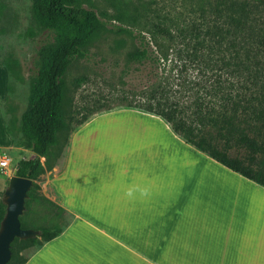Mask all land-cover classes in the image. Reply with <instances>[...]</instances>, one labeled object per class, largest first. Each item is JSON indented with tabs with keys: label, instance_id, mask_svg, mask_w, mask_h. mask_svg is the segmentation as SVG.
Returning a JSON list of instances; mask_svg holds the SVG:
<instances>
[{
	"label": "trees",
	"instance_id": "trees-1",
	"mask_svg": "<svg viewBox=\"0 0 264 264\" xmlns=\"http://www.w3.org/2000/svg\"><path fill=\"white\" fill-rule=\"evenodd\" d=\"M30 10L35 23L55 36L53 43L37 50L32 94L21 126L22 144L34 155L19 159L15 170V175L32 180L19 225L38 234L13 238L5 264H23L26 257L21 250L39 247L69 223L70 215L40 193L37 181L52 167L47 155L56 134L65 133L64 145L72 129L110 108L90 110L74 119L62 105L67 66L75 57L87 56L86 46L106 23H113L110 19L122 22L110 24L111 30L138 37V46L128 53L131 60L154 68L174 60L181 64L180 70L190 67L194 72L184 102L173 97L170 76L153 72L141 100L116 106L158 115L184 141L264 186V0H142L134 7L136 12H128L123 2L109 20L99 17L92 0H30ZM230 150L236 154L230 155ZM39 157L44 158L42 163ZM31 202L44 208L39 223L29 214ZM47 209H53L49 216ZM3 214L0 198V219Z\"/></svg>",
	"mask_w": 264,
	"mask_h": 264
},
{
	"label": "crops",
	"instance_id": "crops-1",
	"mask_svg": "<svg viewBox=\"0 0 264 264\" xmlns=\"http://www.w3.org/2000/svg\"><path fill=\"white\" fill-rule=\"evenodd\" d=\"M3 101L0 65L6 173L17 151L4 129ZM115 115L129 122L112 124ZM62 148L37 183L69 223L23 264H264V186L184 141L158 115L128 106L101 110L72 129ZM134 186L150 195L128 197Z\"/></svg>",
	"mask_w": 264,
	"mask_h": 264
},
{
	"label": "rangeland",
	"instance_id": "rangeland-1",
	"mask_svg": "<svg viewBox=\"0 0 264 264\" xmlns=\"http://www.w3.org/2000/svg\"><path fill=\"white\" fill-rule=\"evenodd\" d=\"M92 2L99 17L102 20H109L123 7V2H126L128 12H136L134 7L142 3V0H92ZM138 11L140 13L142 9ZM110 20L113 23H106L86 46L87 56L72 59L62 76V105L65 112L77 119L90 110H101L141 100L142 88L153 80V72L159 77L170 76L168 81L173 97L181 98L182 102L188 100L186 96L190 93L191 78L194 75L192 69L185 67L180 70L181 64L174 60L164 61L158 68L131 60L128 53L138 46V37L125 31L111 30L110 24L122 22ZM54 39L52 31L44 30L35 23L31 15L30 0H0V65L4 72L3 123L4 129L6 124L10 144L14 146L11 149L17 151L15 158H9L10 170L6 173L0 171L2 174L0 178L4 176L6 178L4 187L13 170L14 159L31 155V151L22 144L21 132L32 94L30 77L36 70L39 46L53 43ZM108 121L112 124H124L129 122V119L123 121L120 115H115ZM64 137V132L56 134L57 140L50 147L47 162L59 163L63 156ZM15 146L19 149H15ZM11 149L9 148L5 155H12ZM238 153H243V150H239ZM229 154L236 153L230 150ZM40 160L43 161L44 158ZM28 209L33 220L36 223L41 222L38 216L43 213V206L31 202ZM52 212L53 209H47L46 215L49 216ZM13 247L16 248L17 243H13ZM32 249L33 247L23 249L20 254L26 256Z\"/></svg>",
	"mask_w": 264,
	"mask_h": 264
},
{
	"label": "water",
	"instance_id": "water-1",
	"mask_svg": "<svg viewBox=\"0 0 264 264\" xmlns=\"http://www.w3.org/2000/svg\"><path fill=\"white\" fill-rule=\"evenodd\" d=\"M16 169L17 165L11 171L0 197L4 204V214L0 219V264H5L9 259V244L13 238L25 239L38 234L35 229L21 228L19 225L18 216L24 209L23 202L32 180L15 175Z\"/></svg>",
	"mask_w": 264,
	"mask_h": 264
},
{
	"label": "clouds",
	"instance_id": "clouds-1",
	"mask_svg": "<svg viewBox=\"0 0 264 264\" xmlns=\"http://www.w3.org/2000/svg\"><path fill=\"white\" fill-rule=\"evenodd\" d=\"M136 193H139L141 197H147L150 195V190L147 187L134 186V187H130L127 190L126 195L128 197H134Z\"/></svg>",
	"mask_w": 264,
	"mask_h": 264
},
{
	"label": "built area",
	"instance_id": "built-area-1",
	"mask_svg": "<svg viewBox=\"0 0 264 264\" xmlns=\"http://www.w3.org/2000/svg\"><path fill=\"white\" fill-rule=\"evenodd\" d=\"M7 165V160L5 158H0V170H4Z\"/></svg>",
	"mask_w": 264,
	"mask_h": 264
}]
</instances>
